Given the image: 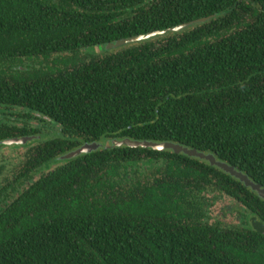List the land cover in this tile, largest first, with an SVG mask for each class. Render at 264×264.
I'll use <instances>...</instances> for the list:
<instances>
[{
  "label": "trees",
  "instance_id": "trees-1",
  "mask_svg": "<svg viewBox=\"0 0 264 264\" xmlns=\"http://www.w3.org/2000/svg\"><path fill=\"white\" fill-rule=\"evenodd\" d=\"M24 136L0 162V264H264L257 191L184 152L105 147L172 142L264 187V0H0V148ZM87 142L104 146L61 159Z\"/></svg>",
  "mask_w": 264,
  "mask_h": 264
},
{
  "label": "water",
  "instance_id": "water-1",
  "mask_svg": "<svg viewBox=\"0 0 264 264\" xmlns=\"http://www.w3.org/2000/svg\"><path fill=\"white\" fill-rule=\"evenodd\" d=\"M206 19H203V21ZM189 23L192 22H188V23H184V25H187ZM182 25V24H181ZM183 25V26H184ZM158 32H154L152 34H150L149 36H153L155 34H157ZM135 38H126V39H121L120 41H118V43H124L126 41H130L133 40ZM37 136H24V137H14V138H9L6 139L2 142V144L5 145H9V146H13V145H26L29 142L33 141L34 139H36ZM122 145H128V146H133V147H144V148H154L157 150H165V149H173L175 152L177 153H181L184 152L189 156H194V157H198L201 159H205L210 161V163L212 165H216L220 168H222L223 170H225L226 172L230 173L231 175L239 178L242 182H244L246 184V186L251 187L253 190L257 191L258 194L264 198V187L263 185L254 182L253 180L250 179V177L243 173L242 171L237 170L234 166L229 165L226 162H222L219 161L215 155L213 154H207L205 152H199L197 149H190L188 147H184L182 145L179 144H175L172 142H150V141H133L131 139H124V140H109L106 144L105 147L106 148H110V147H116V146H122ZM102 146H104L102 143L99 142H93V143H85L82 146H80L78 149L61 156V159H69V158H73L76 156H79L83 153H90L94 150H97L99 148H101Z\"/></svg>",
  "mask_w": 264,
  "mask_h": 264
},
{
  "label": "rangeland",
  "instance_id": "rangeland-1",
  "mask_svg": "<svg viewBox=\"0 0 264 264\" xmlns=\"http://www.w3.org/2000/svg\"><path fill=\"white\" fill-rule=\"evenodd\" d=\"M198 22H203V19L198 20L197 22H192L189 23L187 25H178L176 27H173L171 29L168 30H163V31H154V32H158L157 34L153 35V36H149L150 34L154 33V32H150L147 34H141L138 36H135V38L133 40L130 41H126L124 43H118V41L109 43L105 46H98V47H92V48H87L85 51V54H99V52L102 51H112V50H117L120 49L122 47L128 46V45H133V44H137V43H141L144 42L146 40H149L151 38H155L158 37L159 35L162 34H167L171 31H176V32H180L184 29H190L194 26L195 23ZM184 25V26H183ZM76 54H71L70 56H75ZM82 55H80L79 57H81ZM79 61V60H78ZM53 134L49 133V134H44V138L46 137H50ZM34 143V142H33ZM32 142H30L27 145H13V146H9V145H4L0 148V162L2 163H6L8 166L9 165H14V163L18 160H20L23 156V154L26 152L27 150V146L30 148L33 145ZM57 166V163H50L47 164L44 167V169L42 170V172H48L50 170H52L53 168H55ZM221 206H218L217 209H220ZM218 211V210H217Z\"/></svg>",
  "mask_w": 264,
  "mask_h": 264
}]
</instances>
